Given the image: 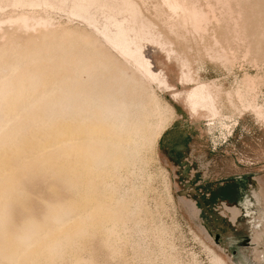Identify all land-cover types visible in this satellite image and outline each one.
<instances>
[{"label": "rangeland", "instance_id": "1", "mask_svg": "<svg viewBox=\"0 0 264 264\" xmlns=\"http://www.w3.org/2000/svg\"><path fill=\"white\" fill-rule=\"evenodd\" d=\"M180 1L198 28L168 0H0L29 22L0 31V264H264V0ZM118 69L173 108L152 147L119 138Z\"/></svg>", "mask_w": 264, "mask_h": 264}, {"label": "bare ground", "instance_id": "2", "mask_svg": "<svg viewBox=\"0 0 264 264\" xmlns=\"http://www.w3.org/2000/svg\"><path fill=\"white\" fill-rule=\"evenodd\" d=\"M168 3L170 5V7L172 9H174V11L176 13H178L179 15H181V16L187 15L188 18H190L193 21L195 28H198L199 15L194 9H191V10L186 9L180 0H168ZM12 22H15V23L21 22L23 24L22 26L27 27V28L29 26L28 25L29 22L27 23V19L25 17L16 19L15 21L9 19L5 23H12ZM5 23H0V31L3 30L2 24H5ZM47 24H48V21L46 19L42 20L41 23H39V25H41L43 27L47 26ZM19 25L20 24H18V26ZM37 25H38V23H37ZM9 26H11V25H9ZM212 53L215 55L217 52L212 51ZM225 55H226L225 53H222V55H220V59L227 60ZM96 60H98V59H96ZM108 66H111V65L108 64ZM138 66L139 67L143 66L146 69L145 65H143L141 63H138ZM116 76H117V80L119 81V83H118V85H116L115 87L112 88V91L114 92L113 94L118 96V98L121 100V104L123 105L122 110L118 113V115L122 119V123H121L119 129L124 131V134L120 135L119 138L125 144L126 147H133V146L134 147H139V146L143 147L145 142H147V144L151 147L154 146L170 122L169 119L173 115L172 106L168 103L165 104V102L164 103L160 102L158 100V98L154 95H153V97L146 96V94H145L146 86L143 83L142 84L138 83L137 80H134V78H128L126 73L123 72L122 70L118 69V73L114 74L113 77H111L114 80V82L116 80ZM107 79H108V77H106L104 79V81H108ZM187 80L188 79H186L184 76L182 77V82L184 84L186 83ZM97 83H100V82L96 81L95 84H97ZM106 86L107 85H105V87ZM252 90L253 89H247V93L252 97V99L251 100L249 99L248 101H246V107L248 109H252L255 112V114L257 115V117L258 118L260 117L259 119L264 118L263 117L264 107L262 105H259L256 103V101H255L256 96ZM129 92L130 93L131 92H138V94H139L138 100L135 99L136 97H130L128 95ZM173 95H174V97H178L177 93H174ZM187 100H188V103L190 105L191 110L194 112H197L200 109H207L208 108L206 105L207 100H209L210 104H212V97L206 91L205 86L202 84H198L197 86L192 87L190 92H188V94H187ZM133 104H135L134 107H133ZM208 109H209V111L208 110L207 111L210 113V115H214L216 113V108L214 105H212V107L208 108ZM134 110L138 111V112H136L137 113L136 116H134V112H133ZM152 115L161 116V118H162L161 123L162 124H160V126H157L156 129H153L151 132H149V134L144 135L143 133H141L143 130H141L140 128L137 127V124H138L137 122H143L144 123L150 117H152ZM181 201H183V203L187 207V209L190 210L191 214L195 218H197L199 210H198L196 204L192 201H187L185 199H181ZM263 201H264V196H263ZM230 211L233 215L232 219L234 221L236 219L237 215L239 214V210L237 208L231 207ZM263 237H264V232L257 233V235L255 237V241H257L256 243L260 244ZM226 260H228V259H226ZM228 261L231 264L233 263L231 260H228ZM227 264H229V263H227Z\"/></svg>", "mask_w": 264, "mask_h": 264}, {"label": "crops", "instance_id": "3", "mask_svg": "<svg viewBox=\"0 0 264 264\" xmlns=\"http://www.w3.org/2000/svg\"><path fill=\"white\" fill-rule=\"evenodd\" d=\"M193 112H194V111H193ZM168 128H169V127H168ZM168 128H167V129H168ZM245 203H246V202H245ZM245 240H247V241H246V242H247V243H246L247 245H254V244L252 243V237H250V236H249V237H245ZM262 243H263V241H262Z\"/></svg>", "mask_w": 264, "mask_h": 264}, {"label": "flooded vegetation", "instance_id": "4", "mask_svg": "<svg viewBox=\"0 0 264 264\" xmlns=\"http://www.w3.org/2000/svg\"><path fill=\"white\" fill-rule=\"evenodd\" d=\"M230 208H231V207H228V210H229V211H230ZM233 208H237V207H233ZM237 209H238V208H237ZM230 212H231V211H230ZM231 214H232V213H231ZM239 215H240V212H239V214L237 215V217H239ZM237 217H236V219H237ZM236 219H235L234 221H236ZM254 244H257L256 241H255V237H254Z\"/></svg>", "mask_w": 264, "mask_h": 264}]
</instances>
